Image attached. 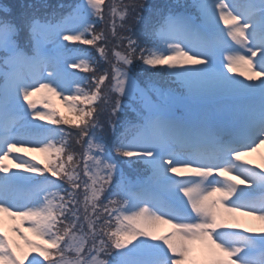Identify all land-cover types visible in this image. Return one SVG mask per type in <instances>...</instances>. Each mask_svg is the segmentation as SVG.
Wrapping results in <instances>:
<instances>
[{"label": "snow or ice", "instance_id": "obj_1", "mask_svg": "<svg viewBox=\"0 0 264 264\" xmlns=\"http://www.w3.org/2000/svg\"><path fill=\"white\" fill-rule=\"evenodd\" d=\"M260 145L264 0L0 6V264H264Z\"/></svg>", "mask_w": 264, "mask_h": 264}, {"label": "rangeland", "instance_id": "obj_2", "mask_svg": "<svg viewBox=\"0 0 264 264\" xmlns=\"http://www.w3.org/2000/svg\"><path fill=\"white\" fill-rule=\"evenodd\" d=\"M219 23H223L222 21H218ZM226 55V53H225ZM226 71V69H225ZM244 69H239L236 73H229V75H235L237 77V79H245L244 76H242L240 73L243 72ZM44 95L42 93L36 94V96H34L33 98L36 99L38 101L37 103V107L43 109L44 108V103H41L40 101L44 100ZM50 97V103L52 104L53 108L52 109H48L49 111L58 108L60 110L61 113H63L66 116H70L71 114L68 112V109L65 107L62 98H57L55 96H51L49 94ZM48 102V101H45ZM37 123H42V124H46L48 127H50V125L48 124V122L46 121H37ZM32 146L30 145L29 148H31ZM36 157V161H46L48 156L46 153L41 152V151H28V156L26 158H30V157ZM245 160H249L251 161V165H261L264 164V145H260L258 148H256L255 151L250 152L248 154H246L244 156ZM7 163V161H6ZM13 171H15V169H13ZM0 175H2V173H0ZM226 215H231V214H227ZM236 216L239 217V223H241L244 227H248V228H255L258 229L260 227H264V222L260 221L259 219H257L255 216H247V215H243L241 216L239 213L235 214ZM25 230L27 229V225L24 226ZM171 226L170 225H160L157 234H164L166 232H168L170 230ZM29 236H31V233H28Z\"/></svg>", "mask_w": 264, "mask_h": 264}]
</instances>
